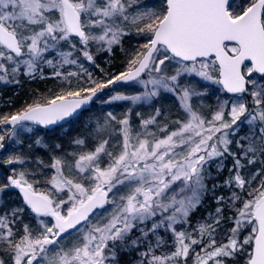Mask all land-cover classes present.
<instances>
[{
	"label": "snow or ice",
	"instance_id": "obj_1",
	"mask_svg": "<svg viewBox=\"0 0 264 264\" xmlns=\"http://www.w3.org/2000/svg\"><path fill=\"white\" fill-rule=\"evenodd\" d=\"M48 80L0 114V264H264V0H0V85Z\"/></svg>",
	"mask_w": 264,
	"mask_h": 264
},
{
	"label": "trees",
	"instance_id": "obj_2",
	"mask_svg": "<svg viewBox=\"0 0 264 264\" xmlns=\"http://www.w3.org/2000/svg\"><path fill=\"white\" fill-rule=\"evenodd\" d=\"M124 60L123 55L117 52L114 59L111 63H106L104 59L98 61L101 63V66L105 68L106 71H121L123 68L121 67L122 61ZM99 75L98 71L96 72ZM54 81H25L22 86L16 85H0V114L14 112L16 109L20 108L23 103L31 102L33 99L37 98L39 93H47V90L53 87ZM120 91L127 92L128 94H132V89H127L124 87L117 86ZM224 94L221 92V96ZM210 103H214V97H210ZM166 104H171L173 101L168 100L165 101ZM94 110L92 112H85L84 116L80 120H73L66 125L60 126L52 131H47L42 128L33 127V132L35 136L43 137L48 144L54 143H63L67 146L68 139L75 135L76 132L80 131L84 122L89 116H95L101 114V112L112 111L116 115L122 114L126 111L127 105L123 102H115L112 105L101 104L99 101L94 104L92 107ZM136 119L135 117H133ZM76 131V132H75ZM75 132V133H73ZM33 133L31 135H24L22 137L23 143L20 145H15L14 150L17 152H22L25 154H34L43 156L47 159L46 151L42 148L37 147L35 152L29 148V145L32 144L35 139ZM12 149H10L11 151ZM3 153L0 155V159L3 158ZM3 171V169H0ZM226 175V174H225Z\"/></svg>",
	"mask_w": 264,
	"mask_h": 264
},
{
	"label": "water",
	"instance_id": "obj_3",
	"mask_svg": "<svg viewBox=\"0 0 264 264\" xmlns=\"http://www.w3.org/2000/svg\"><path fill=\"white\" fill-rule=\"evenodd\" d=\"M92 106H93V105H91L90 107H92ZM70 121H71V120H69V121H65V122H61V124L53 125V126H49L48 128H44L43 126H38V127H41V128H43V129H46V130H52V129H54V128L60 126V125L66 124V123H68V122H70ZM33 126H37V125H33ZM0 154H1V153H0Z\"/></svg>",
	"mask_w": 264,
	"mask_h": 264
},
{
	"label": "rangeland",
	"instance_id": "obj_4",
	"mask_svg": "<svg viewBox=\"0 0 264 264\" xmlns=\"http://www.w3.org/2000/svg\"><path fill=\"white\" fill-rule=\"evenodd\" d=\"M197 79H199V78H197ZM212 89H213V90H218V89H219V86H218V85H212ZM133 91H134V90H133ZM133 91H132V92H133ZM218 94L221 95V92H218ZM222 97H223V96H222ZM214 100H215V97H214ZM137 110H141V109H137ZM32 129H33V127H32ZM33 130H34V129H33ZM34 131H35V130H34ZM75 132H76V131H75ZM75 132H73V133H75ZM31 134H32V133H25L24 135H28V136H29V135H31ZM39 137H40V136H39ZM225 174H226V173H225Z\"/></svg>",
	"mask_w": 264,
	"mask_h": 264
}]
</instances>
